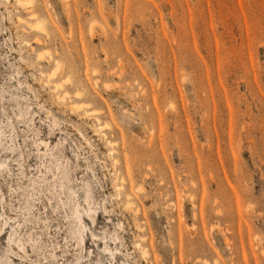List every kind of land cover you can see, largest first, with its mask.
<instances>
[{
  "label": "rangeland",
  "instance_id": "rangeland-1",
  "mask_svg": "<svg viewBox=\"0 0 264 264\" xmlns=\"http://www.w3.org/2000/svg\"><path fill=\"white\" fill-rule=\"evenodd\" d=\"M0 264H264V0H0Z\"/></svg>",
  "mask_w": 264,
  "mask_h": 264
},
{
  "label": "bare ground",
  "instance_id": "bare-ground-1",
  "mask_svg": "<svg viewBox=\"0 0 264 264\" xmlns=\"http://www.w3.org/2000/svg\"><path fill=\"white\" fill-rule=\"evenodd\" d=\"M16 2H18V3H22V0H16ZM52 73H55V71L52 72ZM52 73H51V75H53ZM59 85H61V83H56L54 87L56 88V87L59 86ZM55 88H54V89H55ZM77 93H78V92H77ZM56 97H57V95H56ZM58 98H59V95H58ZM60 98L62 99L61 96H60ZM63 100H64V97H63ZM74 107L77 108V107H80V106H74ZM127 196H128V195H127Z\"/></svg>",
  "mask_w": 264,
  "mask_h": 264
}]
</instances>
